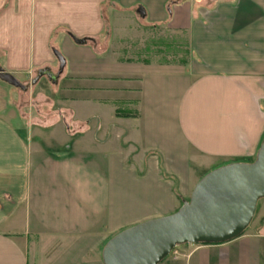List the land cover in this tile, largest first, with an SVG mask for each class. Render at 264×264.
Wrapping results in <instances>:
<instances>
[{
    "label": "crops",
    "instance_id": "obj_1",
    "mask_svg": "<svg viewBox=\"0 0 264 264\" xmlns=\"http://www.w3.org/2000/svg\"><path fill=\"white\" fill-rule=\"evenodd\" d=\"M106 7L134 17L141 33L183 35L185 62L126 57L148 52L138 41L106 45ZM53 50L68 70L57 81L71 82L62 95L70 107L53 109L52 97L37 94L36 141L0 117V264H102L114 235L188 201L201 159H255L264 0H0L6 73L25 83L39 69L58 70ZM55 132L80 134L81 146L47 149ZM257 213L241 236L178 246L159 264H264V204Z\"/></svg>",
    "mask_w": 264,
    "mask_h": 264
},
{
    "label": "water",
    "instance_id": "obj_2",
    "mask_svg": "<svg viewBox=\"0 0 264 264\" xmlns=\"http://www.w3.org/2000/svg\"><path fill=\"white\" fill-rule=\"evenodd\" d=\"M136 13L143 18L144 10ZM77 45L85 38L71 37ZM58 70H37L30 85L45 77L57 82L64 59L53 51ZM0 81L26 91L28 86L0 67ZM264 199V135L255 159L250 163H231L201 177L188 201L173 214L129 227L110 238L101 252L102 264H159L173 250L185 244H221L241 236L255 215L257 202Z\"/></svg>",
    "mask_w": 264,
    "mask_h": 264
},
{
    "label": "rangeland",
    "instance_id": "obj_3",
    "mask_svg": "<svg viewBox=\"0 0 264 264\" xmlns=\"http://www.w3.org/2000/svg\"><path fill=\"white\" fill-rule=\"evenodd\" d=\"M167 12H170L169 6L167 7ZM123 14L127 15V13ZM104 15L107 19L105 31L106 45H109V43H114L115 45L119 42L125 45L124 43H126L127 41V44H130L131 46L133 43L138 41V44H135H137V47L139 46V49L141 48L144 50V48H147L148 50V52L146 53L132 52L125 55L126 57L143 59L145 58L155 61L165 60V64H178L179 61L185 60L187 58L188 54L185 46L186 39L178 32L169 30L167 29V27H165V33H163V29L156 30L153 33L148 32L149 30H146L145 32L143 31V33H141V30H139L134 17H128V15L127 17H125L124 15L123 17L119 16L118 14L112 13V11L107 7L105 8ZM141 38H143L142 43L140 42ZM52 71L56 73L57 68L53 69ZM63 72L68 74V70L66 68H64ZM31 80L25 83L21 82L28 86V89L26 91H21L0 81V117L12 129H14L16 132H19L24 140L27 139L26 137L29 133L31 135L32 141H36L34 132H36L39 128L37 127V125L31 123V119L36 117L35 112L32 111L34 109L33 98L37 94L45 95L48 98L52 97L56 101V106L53 107V109L59 108L61 106L64 108H69V104L63 103L62 95L64 94V87L71 82H69L67 78L64 79V77H61L57 81V83L51 84L45 77H43L35 85L31 86ZM41 132L46 134L48 137L52 133V130H41ZM54 135V140L56 142H45L46 145H44V147H46L47 149L58 147L61 148L65 145L70 146L73 149L74 145L76 144L79 147L81 146L82 136L78 133H75L73 137L60 135L56 132L54 133ZM44 139L46 138L44 137ZM206 160L216 161L212 166H210V168H207ZM253 160L254 158L243 161ZM222 163V161L217 159H201L200 162L197 163L196 167H193L192 171L193 173H196V175H200V177H202L210 171L224 166H219ZM186 199H189V197H187ZM263 204L264 199H261L257 202L255 215L252 219L253 223L259 218L260 214L257 212Z\"/></svg>",
    "mask_w": 264,
    "mask_h": 264
},
{
    "label": "trees",
    "instance_id": "obj_4",
    "mask_svg": "<svg viewBox=\"0 0 264 264\" xmlns=\"http://www.w3.org/2000/svg\"><path fill=\"white\" fill-rule=\"evenodd\" d=\"M86 40H87V39H86ZM53 51H54V50H53ZM181 62H182V63H184V62H185V60H182ZM203 245H206V244H203Z\"/></svg>",
    "mask_w": 264,
    "mask_h": 264
}]
</instances>
